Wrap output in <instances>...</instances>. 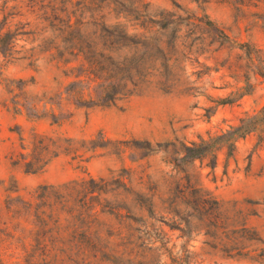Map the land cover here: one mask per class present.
Wrapping results in <instances>:
<instances>
[{
    "label": "rangeland",
    "instance_id": "obj_1",
    "mask_svg": "<svg viewBox=\"0 0 264 264\" xmlns=\"http://www.w3.org/2000/svg\"><path fill=\"white\" fill-rule=\"evenodd\" d=\"M0 40V264H264V124L183 151L263 111L264 0H0Z\"/></svg>",
    "mask_w": 264,
    "mask_h": 264
},
{
    "label": "trees",
    "instance_id": "obj_2",
    "mask_svg": "<svg viewBox=\"0 0 264 264\" xmlns=\"http://www.w3.org/2000/svg\"><path fill=\"white\" fill-rule=\"evenodd\" d=\"M117 26L118 25L114 27L118 28ZM66 36L69 38L67 47L68 52L67 54H63L61 52L58 54V57L62 58L64 55H67L71 57L70 59H77L80 53H83L81 45L83 42L82 39L85 38V36L78 30L70 31L66 34ZM3 42L0 40V45H2ZM108 53L109 56L105 58L106 60L112 61L113 55L116 53V49H111ZM70 59L66 58L64 62L68 63L70 62ZM99 73H101V76L96 78L99 82L94 92V98L93 100L86 102L88 106H107L114 103L120 96L129 97L137 91V84H133V88L128 87L129 78L124 76L125 70L120 67L116 66L115 70H103V68H101L99 69ZM257 123L264 124V109L254 116L242 119L237 127L232 128L230 131L220 136L208 141H201L198 144H192L184 147V159L194 160L202 158L208 154H213V150L216 145L232 141L236 138H242L246 134L254 132L256 129L255 125ZM230 146H232V144H230Z\"/></svg>",
    "mask_w": 264,
    "mask_h": 264
}]
</instances>
